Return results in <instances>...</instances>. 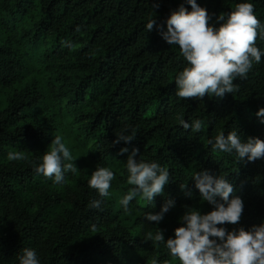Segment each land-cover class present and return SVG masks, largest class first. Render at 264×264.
<instances>
[{
    "label": "trees",
    "instance_id": "trees-1",
    "mask_svg": "<svg viewBox=\"0 0 264 264\" xmlns=\"http://www.w3.org/2000/svg\"><path fill=\"white\" fill-rule=\"evenodd\" d=\"M238 2L197 0L216 26ZM251 2L264 23V0ZM181 4L191 10L186 0H0V264H18L23 248L35 249L41 264H179L144 235L160 227L166 239L172 236L185 206L212 210L192 179L201 170L226 176L231 195L244 201L239 224L224 225L228 230L264 220V158L239 161L208 144L220 131L264 139L256 116L264 106V56L247 78L234 81L233 94L178 98L175 76L186 62L146 23L152 17L165 23ZM256 43L264 49V40ZM181 116L202 119L203 129L184 130ZM125 128L136 138L113 144ZM54 135L63 137L77 166L63 184L34 171ZM124 147L167 167L171 179L153 202L134 198L127 212L119 203L131 187ZM10 151L26 159L9 161ZM100 166L115 179L101 209H92L89 202L99 197L88 180ZM167 199L175 207L159 225L144 221Z\"/></svg>",
    "mask_w": 264,
    "mask_h": 264
},
{
    "label": "clouds",
    "instance_id": "clouds-1",
    "mask_svg": "<svg viewBox=\"0 0 264 264\" xmlns=\"http://www.w3.org/2000/svg\"><path fill=\"white\" fill-rule=\"evenodd\" d=\"M186 2L191 7L190 11L181 4L171 11L165 23L158 25L155 17L146 23L148 32L155 26L166 43L178 46L186 62L175 76V95L185 100L202 99L205 94L220 98L226 93L233 94L234 81L247 78L254 64L262 62L264 49L258 47L256 41L258 37L264 40V23L258 19L251 0H240L231 11L221 13L217 18L219 26L209 22L208 10L197 0ZM256 116L260 123H264V106L258 109ZM178 119L184 130L199 133L204 127V121L199 118L188 121L181 116ZM136 135L135 129H122L116 132L112 143L127 145ZM208 144L214 153L234 154L239 161L246 158L254 162L264 158V139L249 137L245 141L237 130L227 135L220 131L208 140ZM120 151L128 153L125 168L131 187L119 201L127 212L134 198L140 197L143 206L153 202L158 194L164 193L165 185L171 179L167 167L154 160L141 159L138 148L129 151L124 147ZM7 159L20 161L26 156L20 151H10ZM33 164L37 174L52 179L54 184L65 183V174L77 171L72 153L60 135H54L40 162ZM114 179L115 173L110 167L100 166L92 171L88 187L94 189L99 198L89 202L90 208L101 209L110 195ZM192 179L201 199L208 202L212 210L202 212L198 207L185 206L186 211L172 236L166 239L158 227L155 232L145 233L144 240H150L153 246L163 244L170 257L179 264H264V220L248 228L240 226L228 230L224 226L239 224L244 211L243 199L231 195L234 192L232 182L224 175L214 176L207 170L193 173ZM180 187L185 189L187 185L181 184ZM173 207L175 200L167 199L158 212H145L144 221L159 225ZM18 264H41V259L35 249L23 248L18 255Z\"/></svg>",
    "mask_w": 264,
    "mask_h": 264
}]
</instances>
